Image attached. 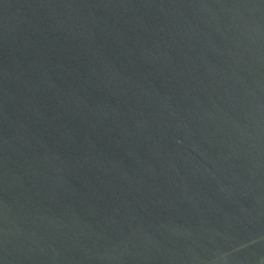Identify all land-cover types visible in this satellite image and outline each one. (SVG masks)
I'll list each match as a JSON object with an SVG mask.
<instances>
[{
    "label": "water",
    "instance_id": "obj_1",
    "mask_svg": "<svg viewBox=\"0 0 264 264\" xmlns=\"http://www.w3.org/2000/svg\"><path fill=\"white\" fill-rule=\"evenodd\" d=\"M0 264H264V0H0Z\"/></svg>",
    "mask_w": 264,
    "mask_h": 264
}]
</instances>
